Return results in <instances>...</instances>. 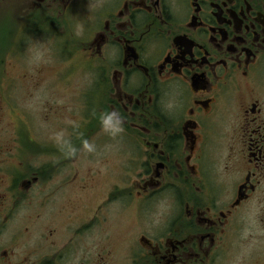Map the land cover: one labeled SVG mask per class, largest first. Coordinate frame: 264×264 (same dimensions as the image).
Returning a JSON list of instances; mask_svg holds the SVG:
<instances>
[{"label": "flooded vegetation", "instance_id": "af4514ba", "mask_svg": "<svg viewBox=\"0 0 264 264\" xmlns=\"http://www.w3.org/2000/svg\"><path fill=\"white\" fill-rule=\"evenodd\" d=\"M45 88L63 101L24 106ZM243 228H264V0H0V264H264L235 256Z\"/></svg>", "mask_w": 264, "mask_h": 264}, {"label": "rangeland", "instance_id": "374dc122", "mask_svg": "<svg viewBox=\"0 0 264 264\" xmlns=\"http://www.w3.org/2000/svg\"><path fill=\"white\" fill-rule=\"evenodd\" d=\"M33 48L43 49V47L41 48L39 47L38 43H35ZM40 62L52 63V58L40 55V51L38 52V55L31 56L29 58L30 64H36ZM73 65L74 64H72L69 70L73 69ZM76 67L77 68L83 67L82 63L80 62L79 56L76 58ZM65 71H67V69ZM52 73L53 71H46V76L50 77ZM88 81H89L88 77H86L84 73L78 70L76 74L77 122L78 123L84 120V114L86 111L84 108L85 99H84V96L81 94V92L86 91V87L89 86V83L87 84ZM17 97L20 103H24L26 101L24 96L19 95ZM47 100L54 101V102H61L63 101V98H61V96L59 97L56 93H54L53 90H49L46 88L38 89L37 91L34 92V95L25 102L24 106L30 107V109H32L36 113L38 109V104H41ZM7 116H6L5 121L8 120ZM33 119H34L33 122H35L36 127L41 130V133L39 135H36L37 139H39L40 141H44L46 139V135L49 134L47 130L49 129V127L51 128L52 126L48 125L45 122H42L37 114L34 115ZM20 124H23V122H20ZM20 130L21 131L25 130V127L23 126ZM86 150H87L86 148H83L81 151L78 152V161H81L82 163L87 161L88 156L86 157V154H87ZM106 151H108V149H106ZM77 166L83 167L82 165H78V164ZM162 207H159V208H162ZM250 232H252L251 236L249 235ZM237 242L244 243L245 245H240V246H246V248H244L240 252H237L235 255L236 257L239 258L241 254L246 253L254 257L255 258L254 260L259 259L261 261H264V228H243V231L241 235L239 236V238L237 239Z\"/></svg>", "mask_w": 264, "mask_h": 264}]
</instances>
